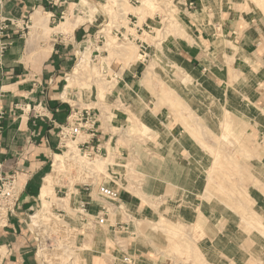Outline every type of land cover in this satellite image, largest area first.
<instances>
[{
    "label": "rangeland",
    "instance_id": "1",
    "mask_svg": "<svg viewBox=\"0 0 264 264\" xmlns=\"http://www.w3.org/2000/svg\"><path fill=\"white\" fill-rule=\"evenodd\" d=\"M185 1L78 0L51 24L42 11L46 40L54 32L89 29L86 38H73L76 57L60 85L71 104L95 109L109 139L104 156H78L85 163L59 174L49 166L51 204L41 201L42 180L38 209L63 208V217L75 221L80 188L91 184L98 204L104 182L147 206L145 215L126 207L119 217L131 220L122 234L139 252L167 256L166 264H263L264 96L253 90L257 75L245 66V51L224 29L238 17L248 27L264 25V0H191L192 8ZM136 21L151 28L137 33ZM203 30L210 36L201 44L195 34ZM130 34L150 45L145 63ZM191 53L209 58L207 71L189 60ZM124 69L132 73L130 83L117 78ZM82 233L78 239L85 241L89 234ZM85 250L74 264H85ZM121 257L115 262L133 264Z\"/></svg>",
    "mask_w": 264,
    "mask_h": 264
},
{
    "label": "crops",
    "instance_id": "2",
    "mask_svg": "<svg viewBox=\"0 0 264 264\" xmlns=\"http://www.w3.org/2000/svg\"><path fill=\"white\" fill-rule=\"evenodd\" d=\"M76 1L78 0H0L2 20L6 19L8 23L10 20H19L20 24L22 20L30 22L28 30L10 24L0 37V41L7 44L6 50L2 52L0 49V108L4 111L0 123V180L15 173L20 190L16 213L9 215L5 225L0 224V264H38L34 243L25 227V220L27 215L39 206L36 194L40 181L44 180L45 174L50 170L52 158L59 150L58 127L66 121L70 112L71 103L64 99L60 83L62 75L67 73L76 57L73 38H86L89 30L85 26L75 29L73 34L54 32L46 40L42 34L45 27L40 26L44 24L41 13L43 11L44 14H49L50 24L55 23L62 10L75 8ZM185 3L189 4L190 8L194 4L191 0H186ZM231 21L233 22L230 24L225 23L223 33L228 41L245 51V66L257 75L253 79L256 83L253 90L264 96V25L257 23L248 27L241 17ZM145 23L147 24V22L143 24ZM135 29L137 33L140 30ZM195 35L201 44L210 36L206 30ZM130 36L135 41L139 39L132 34ZM198 49H201L200 45H194L193 50ZM194 53L189 54V60L200 61L198 66L207 71L209 58L207 56L199 58ZM126 71L129 72V69H124L122 75L117 78L130 83L132 73L124 74ZM169 124L170 122L167 126ZM169 131L176 133L174 129ZM87 137L85 133L80 140ZM107 139L108 134L101 125H98L97 134L92 138V142L102 146L103 155L108 154ZM90 199L88 193L80 188L73 206H76L79 200ZM96 202L93 196L90 208L92 213L99 209ZM120 203L122 208H113L114 216L111 211L106 225L91 231L89 235H85V241L84 239L81 241L82 250L87 249L83 256L89 248L92 249V252L89 251L90 255L83 258V262L122 264L115 262L122 256L123 261L132 259L133 264H166L167 256L157 254L147 256L143 251L139 252L136 245L132 248L130 243L125 244V235L122 233L129 225L131 226V220H122L119 217L125 216L126 207L134 215H145L147 206L126 193H122ZM118 210H122L123 213L119 214ZM120 224L124 228L121 229ZM114 225L117 226V230L113 228ZM99 231L105 232H100L99 236H104L101 242L95 240V235ZM103 255L107 256L104 258ZM109 256L113 258L112 262ZM96 257H100V262H96Z\"/></svg>",
    "mask_w": 264,
    "mask_h": 264
},
{
    "label": "built area",
    "instance_id": "3",
    "mask_svg": "<svg viewBox=\"0 0 264 264\" xmlns=\"http://www.w3.org/2000/svg\"><path fill=\"white\" fill-rule=\"evenodd\" d=\"M132 3H139L140 0H129ZM66 11L63 10L59 19L64 18ZM129 15V14H128ZM134 17V14H131ZM138 19V18H137ZM29 20H2L0 18V37L9 28L10 24L18 28H29ZM134 28L142 30L144 26L151 28L149 24L139 26L137 21L132 23ZM2 34V35H1ZM117 36L124 37V33L119 29H115ZM138 41L139 60L141 63L148 61L151 56V47L147 42ZM7 44L0 41V49L3 52L6 50ZM4 111L0 108V123L3 119ZM98 115L95 109L91 107H79L70 104V112L66 121L58 127L59 150L54 154L73 153V155L81 156L88 160L94 159L96 156H104L102 146L93 144L92 138L97 134ZM87 133V138L80 140L81 136ZM69 142L74 144L69 145ZM69 149V150H68ZM66 150V151H65ZM54 157L52 158L51 167L53 169ZM79 163V162H76ZM82 163V161H81ZM91 184H84L82 187L88 193V197L92 199L93 190H90ZM89 191V192H88ZM96 195L99 197V209L96 213L90 211L91 199L79 200L76 206L72 209L75 212V221H68L65 216V209L57 207L53 209L32 210L27 215L25 227L31 237L35 247V256L38 264H74L77 256L81 252V241L78 236L83 235V231L90 233L98 227H103L108 222L109 214L113 208H122L120 203V192L102 182L98 184ZM20 197V190L17 185V176L15 173L4 176L0 180V224L5 225L9 215L15 214L17 209V201ZM95 197V196H94ZM96 199V198H95ZM97 201V200H96ZM65 213V214H64ZM122 229L123 225H119ZM117 230V226H113ZM119 229V228H118ZM82 232L79 233L78 231Z\"/></svg>",
    "mask_w": 264,
    "mask_h": 264
},
{
    "label": "bare ground",
    "instance_id": "4",
    "mask_svg": "<svg viewBox=\"0 0 264 264\" xmlns=\"http://www.w3.org/2000/svg\"><path fill=\"white\" fill-rule=\"evenodd\" d=\"M110 2H114V0H110ZM83 4V3H82ZM85 5V4H84ZM83 5V6H84ZM90 10V9H89ZM103 11V10H102ZM82 12V11H81ZM104 13H105V11H104ZM102 14V13H101ZM89 15H90V13H89ZM105 15V14H104ZM91 16V15H90ZM141 17V16H140ZM91 22V21H90ZM37 24V23H36ZM108 25V24H107ZM110 26V25H109ZM101 32V31H100ZM133 35H135V34H133ZM218 39V38H217ZM217 41V40H216ZM221 42V41H220ZM215 45H218V42H216V44ZM238 51V50H237ZM82 58V57H81ZM84 60V59H83ZM246 61V60H245ZM81 63V62H80ZM101 67V66H100ZM75 70V72L74 73H76L77 72V68H74ZM69 79V78H68ZM72 81L73 80H71V83H72ZM226 129V128H225ZM228 129V128H227ZM230 132H232V131H230ZM226 141V140H225ZM61 157V158H60ZM81 160H79V158L77 157V155H73V153H67L66 154V156H64V155H62V154H56L55 155V157H54V164H53V169H52V171H56L58 174H59V172L60 171H62L63 169H65V168H69L70 166H75V163L76 162H80ZM82 163H85L84 161H82ZM56 173V175H55V177L58 175ZM48 179V180H47ZM46 181H49V177L47 176V177H45L44 178V186H42V189H41V192H40V198H41V201H42V203H43V205L45 206V205H48V203L50 202V198H51V196H52V190L49 188V184H48V182H46ZM54 186V185H53ZM54 192V191H53ZM67 198V197H66ZM57 201V200H56ZM49 204H51V203H49ZM200 208V207H199ZM135 225V224H134ZM198 225V224H197ZM104 236H102V238H103ZM99 239V238H98ZM99 240H101V239H99ZM101 241H103V240H101ZM87 250V249H86ZM88 250H91L92 251V249H88ZM87 254H85V256H86Z\"/></svg>",
    "mask_w": 264,
    "mask_h": 264
}]
</instances>
